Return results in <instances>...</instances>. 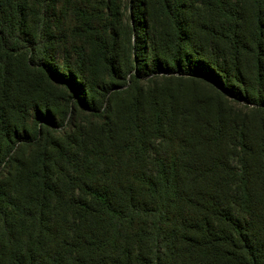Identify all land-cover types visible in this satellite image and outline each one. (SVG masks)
<instances>
[{
    "label": "trees",
    "instance_id": "1",
    "mask_svg": "<svg viewBox=\"0 0 264 264\" xmlns=\"http://www.w3.org/2000/svg\"><path fill=\"white\" fill-rule=\"evenodd\" d=\"M123 4L0 0V264H264V123L217 101L184 125L136 86L204 77L264 112V0H125L126 54ZM90 46L115 84L87 74ZM119 86L130 99L104 117ZM54 87L68 93L58 117Z\"/></svg>",
    "mask_w": 264,
    "mask_h": 264
},
{
    "label": "rangeland",
    "instance_id": "2",
    "mask_svg": "<svg viewBox=\"0 0 264 264\" xmlns=\"http://www.w3.org/2000/svg\"><path fill=\"white\" fill-rule=\"evenodd\" d=\"M124 4L121 6L120 13L121 17L116 25V30L119 36L120 42V50L126 54V51L130 48V44L134 43V34L132 31V18L128 13V9H126L125 0ZM162 30L167 31L165 24L162 25ZM142 34L147 33L146 28H142ZM69 41H72L69 39ZM142 65L143 63H138V65ZM142 67V66H141ZM87 74L95 79V83L102 82L106 86L110 84H115L116 82L110 80L106 74L104 73L103 67L100 65L98 60L97 52H94V49L89 47V64L87 66ZM23 73H16L15 78L17 81L23 79ZM26 83H31V77H26ZM51 86V85H50ZM136 86L140 93H142V103L148 104L153 102H159L161 105H164L167 109L173 110L177 113V119L184 125H187L189 121H193V116L191 115V109H203L202 113H206L211 116V111L216 109L215 102H219L222 106L223 115H231L230 118H234L238 114H242L246 116V120L248 123H252L255 127L252 126L253 132H260L261 126L264 123V112H252L245 108L242 103H238L233 101L232 99L226 97L225 95L219 96L217 90L208 80L204 77L199 78V76H194L190 78L189 76L180 77L175 73H159L158 75L151 74L147 77L140 78V81L136 83ZM127 86H119L117 91L120 94L109 96L106 98V104L109 111H106L103 116L111 117L113 112L119 106L125 105L129 101L128 93L124 91ZM27 88H24L25 90ZM97 89L95 85H93L92 96L93 98L98 100ZM48 95V104L52 109L53 115L55 117L60 116L62 112L65 110V100L68 96V93L62 88L54 87L52 92ZM104 116V117H105ZM76 122H78L81 126L88 123L89 120H93V118L86 114L82 113L79 110L76 112ZM177 126H179V123ZM254 123V124H253ZM69 132V130H66ZM161 141H154L151 144V149L148 156L152 157L153 153L156 151L163 152L164 149L161 147ZM164 145V144H163ZM163 154V153H162ZM229 161L232 163H236L235 157L230 154ZM155 169V168H154ZM6 172V171H5Z\"/></svg>",
    "mask_w": 264,
    "mask_h": 264
}]
</instances>
